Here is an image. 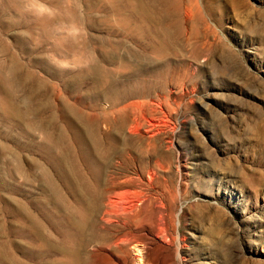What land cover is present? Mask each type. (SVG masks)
<instances>
[{"label": "rangeland", "instance_id": "374dc122", "mask_svg": "<svg viewBox=\"0 0 264 264\" xmlns=\"http://www.w3.org/2000/svg\"><path fill=\"white\" fill-rule=\"evenodd\" d=\"M45 3L86 34L0 0V74L23 76L0 93V264H264V0H169L161 27L158 2V27L137 0ZM81 191L112 201L84 251Z\"/></svg>", "mask_w": 264, "mask_h": 264}, {"label": "bare ground", "instance_id": "6f19581e", "mask_svg": "<svg viewBox=\"0 0 264 264\" xmlns=\"http://www.w3.org/2000/svg\"><path fill=\"white\" fill-rule=\"evenodd\" d=\"M138 2H139V4H140V10H139V13L138 14H141V16H142V18L143 19H146V21H148V22H151V23H156V27H158L157 26V21H156V19H157V14H156V12L155 11H153V7H154V4L155 3H157L158 2V4H159V11L162 13H160L159 12V15L161 14L163 17H165V19H164V21L162 20V16L160 15V21H159V25H160V27L161 26H163L164 24H165V22H166V20H167V18L170 16V12H171V10H170V7H168V3H169V0H137ZM164 2H165V4H164ZM171 3V2H170ZM165 5V6H164ZM193 7H188L187 8V12H188V14H191L192 13V9ZM172 13H173V10H172ZM155 20V21H154ZM167 24V23H166ZM155 27V28H156ZM157 29V28H156ZM158 30V29H157ZM164 30V29H163ZM159 31H161V30H159ZM162 32V31H161ZM163 37V36H162ZM159 43H161V45L163 46V47H161L160 48V50L161 51H163L167 46H166V42H164V40H163V38H161L160 37V39H159ZM19 69V68H18ZM17 71V70H16ZM19 71V70H18ZM17 71V72H18ZM14 72V76H12V78L11 77H9L10 75H6L5 76V74L4 73H2V74H0V93L2 92V90H4V89H6V88H8V87H12V86H14L15 84H17L18 83V80L19 81H21L22 79H21V77H23V76H21V72H19V73H15V70H13L12 71V73ZM25 77V76H24ZM30 78V77H29ZM29 80V79H28ZM23 81V80H22ZM30 81H32V79L30 80ZM27 82V81H26ZM33 83V82H32ZM16 86V85H15ZM31 88V90L32 91H34V86H31L30 87ZM38 93H40V92H38ZM33 94V93H32ZM35 95V94H34ZM37 95V94H36ZM42 95V94H41ZM32 96L33 95H31V98H32ZM36 97V96H35ZM38 97H39V95H38ZM37 97V98H38ZM8 110V111H7ZM7 110H6V112H10L11 113V115L13 116V117H15V118H17V119H20V120H23V119H25L26 118V116H27V114H28V112H29V109H27V110H22L21 108H17V107H14V106H12V105H10L9 107H7ZM5 112V113H6ZM27 112V113H26ZM26 114V115H25ZM124 118V117H123ZM122 118V119H123ZM126 119V118H125ZM124 121V120H123ZM123 125H124V123H123ZM87 130V129H86ZM88 136V135H87ZM89 137V136H88ZM87 137V138H88ZM89 140V139H88ZM60 141V140H59ZM96 141V140H95ZM89 142H90V145H91V151L92 152H94V154H95V149H96V147L94 146V141L92 140V139H90L89 140ZM46 143L49 145V147H52L53 148V146L54 145H56V144H58V141L54 138V137H52L51 135H47L46 136ZM68 153H69V150L67 151ZM59 160H60V162L61 163H63L64 164V166H65V168L67 167V171L69 170V168H68V166L66 165V159L63 157V156H61L60 158H59ZM103 159L101 158V157H98V163L100 164V162L102 161ZM69 175H71V174H69ZM71 176H73V175H71ZM76 181V180H75ZM72 182V181H71ZM59 198V197H58ZM61 199V198H60ZM80 199H81V202H82V208H80V210H79V212H78V218L76 219V220H74V222H73V224H74V228H75V231H76V233H77V235H79V237H81V246H80V248L82 249V246H83V242H85L86 240H84V238H86V237H88V236H86V234H87V232L88 231H90V229H91V226H92V224L94 225V224H96V223H94V222H96V220L97 219H99V217L101 216L102 217V215H104V214H107V213H109L108 212V206L109 207H112V201H111V203H110V205L109 204H106V203H104V200H103V198H102V196H99L97 199H95V198H90L89 196H88V193H84L83 191H81V196H80ZM112 199V198H111ZM108 200H109V198H108ZM124 200V199H123ZM115 205V204H114ZM106 208V209H105ZM110 210V209H109ZM152 210V209H151ZM111 211L112 210H110V213H111ZM131 211V210H130ZM116 212V211H115ZM151 212V211H150ZM117 213V212H116ZM130 213V212H129ZM153 213V212H152ZM115 213H112V215H114ZM126 215L128 214V213H125ZM134 213H132V215H133ZM136 214V213H135ZM143 214V213H142ZM146 214V213H145ZM154 214V213H153ZM153 214H151L150 213V215H153ZM156 214V213H155ZM75 215V214H74ZM73 215V216H74ZM111 215V216H112ZM117 215V217H118V214H116ZM132 215H130V216H132ZM147 215V214H146ZM158 215V214H157ZM157 215L155 216V217H157ZM121 216H123V214L121 215ZM139 216H141L140 214H139ZM143 216V215H142ZM141 216V217H142ZM160 216V215H159ZM104 217H105V215H104ZM120 217V216H119ZM118 217V218H119ZM128 217H129V215H128ZM127 217V218H128ZM141 217H139V219H141ZM153 217V216H152ZM109 218H111V217H109ZM149 218V217H148ZM154 218V217H153ZM153 218H150V219H148V221L149 220H151V219H153ZM159 218V217H158ZM101 219H103V217L101 218ZM113 219V218H112ZM125 219H126V217H125ZM132 221H131V223L133 222V219H135V217L134 218H130ZM138 219V217L136 218V220ZM144 219H146V218H144ZM107 220V219H106ZM109 220H111V219H109ZM109 220H107V221H109ZM127 220H129V219H127ZM136 220H134L136 223H137V221ZM147 220V219H146ZM157 219H155L154 221H156ZM162 220V219H161ZM101 221V220H100ZM104 221V220H103ZM106 221V224H108V222ZM115 221V220H114ZM159 221V220H158ZM157 221V222H158ZM110 223H111V221H109ZM140 222H144V220L143 221H140ZM150 222H153V220H151ZM102 223V222H101ZM109 223V224H110ZM112 223H113V221H112ZM124 223V222H123ZM127 223V222H126ZM129 223H130V221H129ZM136 223H135V226H136ZM159 223V222H158ZM161 223V222H160ZM98 224V226L100 225V223H97ZM140 223H138V225H139ZM146 224V223H145ZM151 224V223H150ZM157 223H155V225H156ZM137 225V226H138ZM142 225V224H141ZM147 226H149L148 224H146ZM154 225V224H153ZM161 225V224H160ZM159 225V226H160ZM96 226V225H95ZM98 226H96V227H98ZM132 226H133V224H132ZM131 226V227H132ZM143 226V225H142ZM141 226V227H142ZM157 226V225H156ZM155 226V227H156ZM71 227V226H70ZM130 227V226H129ZM130 227V228H131ZM139 227V226H138ZM154 229H155V227L154 226H152ZM125 227H123V229H124ZM127 228V227H126ZM150 228V227H149ZM157 228V227H156ZM160 228V227H159ZM94 229H95V227H94ZM136 229V228H135ZM139 229H140V227H139ZM96 230H97V228H96ZM127 230V229H126ZM153 230V229H152ZM160 230H163V229H161L160 228ZM122 231H124V230H120V232L122 233ZM136 231V230H135ZM153 231H156V230H153ZM128 233H129V231H128ZM128 233L126 232L125 233V236H129L128 235ZM94 234V233H93ZM120 234V233H119ZM127 234V235H126ZM131 234H132V231H131ZM90 236H91V232H90V234H89ZM101 235V234H100ZM99 235V236H100ZM118 235V234H117ZM121 235V234H120ZM133 235V234H132ZM131 235V237H133ZM86 236V237H85ZM106 236H108V235H106ZM110 237H108L109 239L111 238V235H109ZM113 237H112V239L114 238V236L115 235H112ZM119 236V235H118ZM125 236H120V237H125ZM92 237H94V240H95V236L93 235ZM101 237V236H100ZM99 237V238H100ZM105 237V236H104ZM119 237V238H120ZM91 238V237H90ZM115 238H116V236H115ZM126 238V237H125ZM125 238H120V242H122L123 240H125ZM127 238H129V237H127ZM134 238V237H133ZM160 238V237H159ZM87 239V238H86ZM89 239V238H88ZM87 239V240H88ZM109 239H107V240H109ZM117 239V238H116ZM96 240H98V237L96 238ZM103 240V242L104 243H107L106 241H104V238L102 239ZM118 240H116L117 242H119ZM90 241H92L91 239H90ZM114 240H112V242H113ZM126 242H125V244L126 245H128L127 244V240H125ZM131 242L132 241V239L131 240H128V242ZM88 242V241H87ZM92 242H94V241H92ZM112 242H109V244L111 243L112 244ZM116 242V243H117ZM119 242V243H120ZM129 242V243H130ZM86 243V242H85ZM89 243V242H88ZM114 243V242H113ZM96 244V243H95ZM100 244V243H99ZM109 244H107V245H103L104 247H106V246H108L109 247ZM110 244V245H111ZM118 244V243H117ZM117 244H115L116 246H118ZM123 244V243H122ZM122 244H120V245H122ZM86 245V244H85ZM84 245V246H85ZM119 245V246H120ZM125 245V246H126ZM83 246V247H84ZM86 247V246H85ZM84 247V248H85ZM122 247H124V245H122ZM110 248H111V246H110ZM121 248V247H120ZM80 249V250H81ZM83 250V249H82ZM85 250V249H84ZM83 250V251H84ZM81 252V251H80ZM139 252H141V250L139 251ZM81 253H83V252H81ZM84 254H85V252H84ZM65 255H66V264H77L79 261H80V259H79V256H80V253H79V251H76V250H70V249H66L65 250ZM85 259H86V257H85ZM83 259L81 258V261H82ZM85 264H86V260H85Z\"/></svg>", "mask_w": 264, "mask_h": 264}, {"label": "clouds", "instance_id": "9594fccd", "mask_svg": "<svg viewBox=\"0 0 264 264\" xmlns=\"http://www.w3.org/2000/svg\"><path fill=\"white\" fill-rule=\"evenodd\" d=\"M9 3L16 15L50 20H57L58 17V9L45 3V0H9ZM64 3L68 9H72L74 5H79V0H64ZM55 28L62 38L74 44L79 43L86 34L83 23L71 10L57 20Z\"/></svg>", "mask_w": 264, "mask_h": 264}]
</instances>
